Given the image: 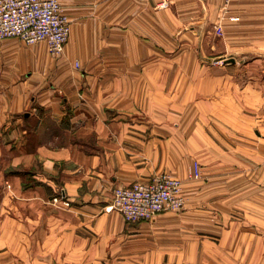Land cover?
<instances>
[{"label": "crops", "instance_id": "1", "mask_svg": "<svg viewBox=\"0 0 264 264\" xmlns=\"http://www.w3.org/2000/svg\"><path fill=\"white\" fill-rule=\"evenodd\" d=\"M59 1L60 55L0 40V264H264V187L239 171L264 162V0ZM164 35L169 53L213 35L222 59L172 58ZM211 118L235 139L203 161ZM196 156L206 174L235 170L218 176L235 181L218 203L185 182ZM161 172L182 180L179 210L105 209L115 187Z\"/></svg>", "mask_w": 264, "mask_h": 264}, {"label": "built area", "instance_id": "2", "mask_svg": "<svg viewBox=\"0 0 264 264\" xmlns=\"http://www.w3.org/2000/svg\"><path fill=\"white\" fill-rule=\"evenodd\" d=\"M70 24L71 20L59 0H0V40L18 38L28 44L45 41L50 53L58 56L64 50ZM215 31L221 35L219 24ZM199 170L200 165L195 163L189 177H197ZM64 198L65 193L61 190L52 197V201ZM183 204L182 180L161 172L149 180L115 187L105 209L119 212L126 221H138L179 210Z\"/></svg>", "mask_w": 264, "mask_h": 264}, {"label": "rangeland", "instance_id": "3", "mask_svg": "<svg viewBox=\"0 0 264 264\" xmlns=\"http://www.w3.org/2000/svg\"><path fill=\"white\" fill-rule=\"evenodd\" d=\"M165 8V5L163 7V10ZM169 24L168 21H166L165 17H164V34H168L169 30H168V26L165 25ZM181 25V24H180ZM183 27H180V30L182 32ZM181 32H180V36H181ZM179 36V40L183 41L181 45H178V47H175V51H173L172 53L167 52L166 50H171V48H173V44L170 42V37L167 36L165 37L164 35V54H167L168 56H171L172 58L177 57V59L179 60H221L222 58L218 57L217 55H219L220 53H218L217 51L222 49V44L219 41V38L214 37L213 35H205L202 38H199L196 40V42L194 41V43H190L189 45L186 43L187 39L185 35H183L182 37ZM192 39V38H191ZM189 40V39H188ZM178 41V40H177ZM215 45V50H210V45ZM177 52V53H176ZM76 63H78V61L74 62V66L75 67H79V63L78 66H76ZM169 112V109H167ZM170 119H172L171 117H164L163 118V123L165 124V122L169 125L171 123ZM176 119V118H175ZM177 120V119H176ZM212 121L217 120L216 124H212V128H211V140H214L211 142V145L209 143H207V141H205V148L203 147L202 153L200 154V158L203 161H207V160H214L215 157H219L220 156V150L219 147L221 148L222 145H224V142L227 141L228 143L231 144L230 139L234 140V135H228L225 134L221 131V128L223 129V125L224 122L222 121V119H218V118H211ZM198 140H202V138H198ZM204 144V143H203ZM199 157H195L193 162H192V166L190 168V170L186 173V183H191V186L193 189L195 190H205V193L203 192L202 194H200L199 196L196 197V200L199 201V203H218L219 200L221 199L219 194H218V190L219 188H234L235 187V181H229L227 182V186H226V182H220L218 176L221 173L224 172H229V171H235L234 169H228L227 171H225L224 166H216L215 168L217 169L216 171H212L213 173H205V168L202 169L201 167V163L198 160ZM248 163H244L242 168L239 169V171H243L244 173H253L254 175H257L259 180L258 182H253V187L255 188H262L264 187V162L263 160H259L253 162L251 161V159H247ZM197 163L200 165V170H199V175L197 177H193L190 178L189 174L192 172L193 168H194V164ZM247 164V165H246ZM214 169V168H213ZM240 185V184H239ZM237 184V187L239 186ZM242 187H249L250 182H245L243 181V183L241 184ZM124 218V217H123Z\"/></svg>", "mask_w": 264, "mask_h": 264}, {"label": "water", "instance_id": "4", "mask_svg": "<svg viewBox=\"0 0 264 264\" xmlns=\"http://www.w3.org/2000/svg\"><path fill=\"white\" fill-rule=\"evenodd\" d=\"M231 60H233V59H231Z\"/></svg>", "mask_w": 264, "mask_h": 264}]
</instances>
